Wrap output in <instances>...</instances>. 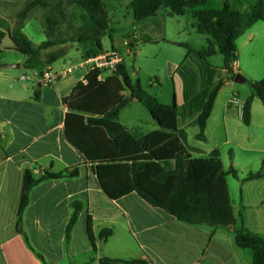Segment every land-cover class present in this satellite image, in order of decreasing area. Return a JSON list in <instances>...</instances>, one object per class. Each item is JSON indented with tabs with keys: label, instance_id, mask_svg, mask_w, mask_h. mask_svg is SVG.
Listing matches in <instances>:
<instances>
[{
	"label": "trees",
	"instance_id": "1",
	"mask_svg": "<svg viewBox=\"0 0 264 264\" xmlns=\"http://www.w3.org/2000/svg\"><path fill=\"white\" fill-rule=\"evenodd\" d=\"M26 0L15 14L14 29L6 31L5 20L0 16V45L5 38L11 42L6 51H14L24 57L22 68L35 71L39 75L64 56L65 51L52 48L74 42L82 53V59L94 57L102 52V39L111 40L110 18L102 0ZM130 10L137 22L153 20L164 35V18L157 16L166 11L168 16L182 17L189 12L196 22L197 32L206 36V48L201 52L190 46L178 44L186 50L185 60L195 58L194 62L203 68V88L189 95L184 84L186 108L195 117L191 122L198 128L195 138L205 140L207 120L213 110L219 90L229 79H234L232 63L236 61V41L248 33L257 23L264 22V0H251L248 9L234 11L229 5L221 8L205 9L207 0H131ZM204 8V9H203ZM44 10L42 29L45 41L34 45L22 32L24 23L35 10ZM69 9V12L67 10ZM202 9V10H199ZM78 23L73 26L72 22ZM151 37H153L151 35ZM147 43L153 42L145 39ZM164 41V39H163ZM130 49L133 44L129 45ZM4 51L0 50V55ZM219 53L222 60V75L216 81L218 69L211 67L207 60ZM193 57V58H192ZM201 68V69H202ZM184 81H185V77ZM250 96L244 101L241 120L245 126L251 121L253 99L264 106V78L247 82ZM128 92L126 96L124 93ZM133 97L149 113L158 130L144 135H136L122 126L119 115L126 108L128 98ZM34 101L40 100V93L33 92ZM63 136L67 143L81 156L95 174L97 184L110 200L135 193L153 208H158L179 222L192 226H206L232 233L234 245L250 253L251 264H264V238L248 233L242 223L239 211L236 224L228 195L226 178H237V171L230 166L224 170L218 149L207 155L201 154L186 145L184 132L178 130L177 107L161 104L155 96L141 89L138 83L131 84L124 62L116 67L112 76L98 80V72H89L83 82L72 90L67 102ZM35 168V167H34ZM78 177V166L65 168L60 172L50 169L34 174L25 169L19 200L15 230L24 236L23 215L29 205L31 191L42 183L67 180ZM264 179V160L260 169L248 173L241 183ZM204 184L206 189L189 192L181 201L182 187L189 184ZM180 194V201L179 200ZM73 213L65 229L66 243L70 239L79 212L80 203H72ZM183 210H187L186 215ZM90 217L87 216V233L93 250L95 246L90 236ZM110 229L99 233L100 238L109 237ZM39 259L42 258L37 255ZM102 264H147L142 260L120 261L103 258Z\"/></svg>",
	"mask_w": 264,
	"mask_h": 264
},
{
	"label": "crops",
	"instance_id": "2",
	"mask_svg": "<svg viewBox=\"0 0 264 264\" xmlns=\"http://www.w3.org/2000/svg\"><path fill=\"white\" fill-rule=\"evenodd\" d=\"M152 22H139L138 30H143V33L137 34V28L133 26L131 32L125 33L117 41L112 40L111 32V46L109 49L103 48L102 52L112 49L122 52L123 57L131 55L127 46L139 39H150L155 34ZM164 40L177 47L178 44L186 45ZM57 47L50 51L63 49L65 54L47 68L57 74L69 66L75 69L51 86L40 85L36 82L39 76L37 72L22 68L24 57L19 64L23 73L16 78L4 75L1 71L9 68L0 65V264H102L103 258L142 260L147 264H251L250 253L234 245L231 232L179 222L164 211L151 207L135 193L118 200L106 197L90 166L84 163L63 136L64 119L68 112L66 102L74 87L78 82H83L89 73L88 66L84 64L86 59L81 58V50L74 42ZM70 48L79 57L74 61H65ZM183 60L180 65L182 71H179V67L175 68L181 77L173 84L175 99L172 103L178 111L177 128L186 135V128L191 126L196 115L189 112L184 102L185 57ZM232 64L235 71V61ZM22 75L26 78L25 83L19 81ZM34 90L40 93L39 101L33 99ZM187 92L190 96L198 93H191L189 89ZM124 95L128 96L129 93ZM249 96L250 92L247 98ZM255 100L251 104L249 126L253 123ZM244 101L239 102L240 105ZM130 102L139 103L133 99L126 108L130 107ZM225 108L222 127L215 131H219V137L227 144L231 136L228 122L234 115V109L230 108L228 100ZM213 110L207 120L204 137L208 135L211 120H214ZM183 111L188 114L184 120ZM235 114L241 118L237 107ZM128 130L136 135H144L138 127ZM156 130L158 126L155 124L145 134ZM219 144L216 142L210 151L219 149ZM209 152L200 151L202 156ZM74 166H78V177L42 183L31 191L29 205L23 215L24 236L19 235L15 230V222L23 171L31 169L34 174H38L39 171L50 169L60 172ZM256 187L257 190H254ZM205 189L204 184L185 185L181 189V201L189 192ZM72 203H80L82 209L66 243L64 232L73 213ZM239 211L244 229L264 238V179L242 183L240 203L233 211L236 224H239ZM183 212L189 215L187 210ZM87 216L90 217V236L95 250L87 233ZM105 229H110L112 235L103 237L104 245L100 248L102 238L99 233Z\"/></svg>",
	"mask_w": 264,
	"mask_h": 264
},
{
	"label": "rangeland",
	"instance_id": "3",
	"mask_svg": "<svg viewBox=\"0 0 264 264\" xmlns=\"http://www.w3.org/2000/svg\"><path fill=\"white\" fill-rule=\"evenodd\" d=\"M25 1L0 0V16L5 20L4 28L6 31L14 29L15 14L21 9ZM102 1L106 5L105 8L109 14L113 41L120 40L125 33L131 32L133 26H135V29L137 28L135 30L137 34L144 32L138 30L140 23L132 18L129 9L131 0ZM54 2L56 0L52 3ZM250 2L251 0H207L205 9L221 8L224 4H227L232 10L240 11L248 9ZM67 12L71 13L69 9ZM44 13V10H35L24 23L22 32L34 45H38L45 40L41 26ZM157 16H162L166 21L164 37L160 38L161 31L155 29V34L150 38L153 42L147 43L145 38L133 41L132 49L127 46L131 55L128 54L123 59H125L126 69L132 85L138 83L142 90L155 96L161 104L171 105L173 99H175L173 84L181 77L175 68L179 67V71L182 69L180 65L183 63L187 52L170 42L163 41V39L186 43L194 51L201 52L206 48L207 37L197 32L196 22L189 12L184 17L170 16L169 18L166 11H161ZM72 24L76 26L78 23L73 21ZM151 24L156 27L154 22ZM180 31H182L181 34H179ZM110 41L108 36L102 39L104 49L110 48ZM9 47H11V42L8 38H5L0 45V50L4 51L0 55V65H19L23 58L22 55L20 56L14 51H6L5 49ZM236 49V70L234 74L240 75L246 82L236 83L234 79H229L228 84L219 90L214 103V120H211L209 124L208 135H206L204 141L195 138L199 130L194 125L186 128V135L184 136V141L190 148L205 153L209 152L216 142L220 143L218 150L223 169L228 170L232 166L238 174L237 178L231 176L226 178L232 213L240 203L241 179H244L248 173L257 172L260 169L262 160H264V106L261 105L259 100H255L253 123L250 126H245L240 116L235 114L236 106L229 105L230 108L234 109V115L228 122L231 136L227 144L219 137V131L215 130H220L222 127V116L226 110V101L233 96H235L238 103L246 100L250 92L247 82H255L264 78V23H257L248 33L239 37L236 41ZM78 57L79 55L76 54L74 49L70 48L64 60L74 61ZM194 60L195 58L185 60V86L191 93L200 92L204 85L203 68L201 67V69ZM222 60L223 58L219 53L207 60L211 67L218 69L216 81L222 74ZM1 72L8 78H16L23 73L21 67L18 69H5ZM16 86H19V84ZM128 101L131 100L128 98ZM184 117L187 118L188 114L183 111V120ZM119 122L128 129L138 127L144 134L151 131L152 126H155L147 110L136 102H132L128 108H123L119 115ZM195 156H202V154H196ZM254 190H257V187Z\"/></svg>",
	"mask_w": 264,
	"mask_h": 264
},
{
	"label": "built area",
	"instance_id": "4",
	"mask_svg": "<svg viewBox=\"0 0 264 264\" xmlns=\"http://www.w3.org/2000/svg\"><path fill=\"white\" fill-rule=\"evenodd\" d=\"M123 55L116 50H107L104 52L99 53L98 55L94 57H90L85 60L84 64L88 66V71H97L98 72V80L103 81L105 80L104 77H110L113 75V73L116 70V67L120 65V63L123 62ZM233 66V64H232ZM75 69L73 66H69L65 70H63L61 73H53L48 68L44 69L41 75L38 76V79L36 82H38L40 85L45 86H51L56 81H58L60 78L72 73V71ZM19 81L22 83H25L26 78L24 75H22L19 78ZM228 105H235L238 109V113L241 115V111L243 108V105H240V103L237 102L235 96H233L230 100H228Z\"/></svg>",
	"mask_w": 264,
	"mask_h": 264
},
{
	"label": "water",
	"instance_id": "5",
	"mask_svg": "<svg viewBox=\"0 0 264 264\" xmlns=\"http://www.w3.org/2000/svg\"><path fill=\"white\" fill-rule=\"evenodd\" d=\"M6 67H8L9 69H12V68L18 69L19 65H10V66H6ZM226 75H230V72H227ZM226 75H224V78L226 77ZM234 81L236 83H245L246 82V80L244 78H242L240 75H235ZM129 100H133V97H129ZM104 241H105V238H102L100 241V248L103 247Z\"/></svg>",
	"mask_w": 264,
	"mask_h": 264
}]
</instances>
